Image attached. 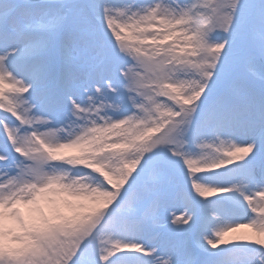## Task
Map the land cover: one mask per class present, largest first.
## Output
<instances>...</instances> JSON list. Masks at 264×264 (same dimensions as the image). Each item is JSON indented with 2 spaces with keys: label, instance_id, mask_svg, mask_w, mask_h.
Masks as SVG:
<instances>
[{
  "label": "snow or ice",
  "instance_id": "1",
  "mask_svg": "<svg viewBox=\"0 0 264 264\" xmlns=\"http://www.w3.org/2000/svg\"><path fill=\"white\" fill-rule=\"evenodd\" d=\"M0 264H264V0H0Z\"/></svg>",
  "mask_w": 264,
  "mask_h": 264
}]
</instances>
